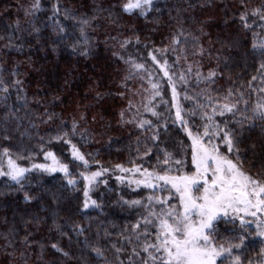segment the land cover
Instances as JSON below:
<instances>
[{"label": "trees", "instance_id": "1", "mask_svg": "<svg viewBox=\"0 0 264 264\" xmlns=\"http://www.w3.org/2000/svg\"><path fill=\"white\" fill-rule=\"evenodd\" d=\"M33 2L0 0V80L4 82L0 87H8L7 93L0 91V149L9 147L13 153L31 156V159L18 161L30 167L31 163L45 161L41 151L43 145V151L51 150L79 178L83 165L72 158L70 145L62 141L47 143L60 127V119L43 122L47 108L63 119L65 131H71L73 119L79 122L78 134L70 138L81 152L91 154L86 155L90 161L88 171L101 167L109 171L98 178L107 180V184L99 183L90 192L99 207L87 210H81L82 192L61 187L66 183L63 173L31 171L27 174L23 190H17L19 186L7 177H0V264H22L21 252H24L27 264H103L102 260H97L91 246L101 247L110 264H119L117 255L124 264H129V256H132V264H141L147 259V253L142 251V244L135 240L131 229L146 212L140 207L124 205L121 198L146 202L150 191L129 185L131 173H121L115 165L131 168L134 162L142 169L151 171L156 168L159 171L168 167L162 163L167 151L186 161L185 171L191 168V141L178 123H172L175 119L172 89L159 65L148 56L149 50L171 45L173 33L181 28L199 37L198 44L189 36L187 43L173 46L175 51L170 47L167 60L169 73L176 83L177 100L185 109V119L190 125H202L201 112L211 113L213 105L224 102L223 97L229 88L233 90V96L228 102L239 100L237 107L241 111L247 108L249 115L253 107L264 103V91L260 90L264 88V78L256 71L260 56L258 52L253 54L251 48L253 40L264 39V29L258 24L251 30L242 28L238 19L240 0H154L159 11L154 9L148 17L125 13L121 6L125 0H59L61 14L58 15L52 12L56 0H40L41 7L33 14L25 15V10L32 11ZM246 2L252 8L261 5L264 0ZM65 8L71 9L77 18L89 19L90 24L84 26L87 44L81 39V26L77 20L65 19L62 14ZM93 16L96 19H92ZM60 27L65 31L60 32ZM136 36H139L140 43H136ZM125 39L132 42L121 48ZM224 43L231 44V50L224 47ZM73 45H76L75 51ZM199 46L204 49L202 55L194 54ZM85 48L88 54L81 55L80 51ZM129 59L144 64L146 71L131 68L130 63H125ZM189 66L191 72L188 71ZM209 70L218 73L214 82L202 78ZM197 71L201 77H197ZM130 73L132 78L124 81ZM181 74L186 82L180 81ZM253 75L257 76L256 80L251 79ZM149 79L159 85L161 96L153 97L154 90ZM15 80L22 81V84H13ZM122 83H126L127 88L122 87ZM120 92L125 95L121 97L118 95ZM97 93H100L99 97ZM53 97L59 99L54 100ZM129 100L135 105L132 109H128ZM163 101H167V105ZM146 104L156 106V111L161 114L159 119L145 111ZM122 109L126 110V119L139 109L143 118L156 125L167 121L168 131L160 128V139L153 142L150 132L142 133L135 123L120 122ZM193 111L195 116L191 115ZM81 114L85 115V120H80ZM226 118L231 121L241 117L239 114L235 118L231 114L215 117L217 121ZM257 124L256 128L244 132L243 146L256 145L255 149L249 147L245 153L248 156L245 166L251 167L253 174L259 170L261 156L264 155V133L259 122ZM82 129L87 130L86 140L79 135ZM5 135L9 139H4ZM145 143L152 148L147 156L143 155ZM173 174H176L175 171ZM117 176H124V182L117 180ZM79 183L83 188L82 179ZM25 192L34 199L26 202ZM52 193L60 197L56 204L52 202ZM172 203L177 204L176 201ZM53 209L57 213L55 217ZM53 219L63 226V231L71 239L59 234L53 226ZM72 224L83 226L84 234L73 232ZM216 230L218 237L224 239L229 238L233 231H240L237 225L234 227L223 220L217 222ZM250 231L255 233L254 229ZM26 234L31 247L21 243ZM129 236L133 237L131 244L125 239ZM143 239L141 236V241ZM148 239L151 242L155 237ZM54 242L68 251L72 258L52 249L50 245ZM113 244L123 250L116 253ZM133 247L140 253L139 256L132 255ZM261 247L259 237L249 236L241 250L242 260L261 259L257 255ZM223 264H229V261H223Z\"/></svg>", "mask_w": 264, "mask_h": 264}, {"label": "snow or ice", "instance_id": "2", "mask_svg": "<svg viewBox=\"0 0 264 264\" xmlns=\"http://www.w3.org/2000/svg\"><path fill=\"white\" fill-rule=\"evenodd\" d=\"M58 5L59 0H56V3L52 5L54 15L61 14V8ZM121 6L125 13H138L143 17H148L154 9L159 11L158 8H155L154 0H125ZM40 7V0H34L31 6L32 11L25 10V15L33 14ZM99 10L102 11L103 9ZM62 14L65 19L77 20L81 26V39L87 44L84 26L90 24L89 19L77 18L73 15L72 10L67 8L63 9ZM250 17L253 19L250 20ZM92 19H96V17L93 16ZM238 19L245 30H251L257 24L261 29H264V2L259 6L249 8L246 0H240ZM34 30L39 31L38 29ZM59 31L64 32L65 30L63 27H60ZM201 32H203L202 28ZM189 36L198 44L199 37L192 36V33H186L181 28L173 33L171 45L159 48L153 47L149 50L148 56L151 57L154 63L159 65L161 71L168 78V84L172 89V108L175 109V119L172 123H178L191 141V168L185 171L187 167L186 161L182 158H176L172 153L167 151L164 152L162 163L168 167L159 171L156 168H153L151 171L147 168L142 169L140 165H136L134 162L131 168H126L122 164L115 165V168L121 173L139 174L140 178H128L129 185L135 184L137 188L143 185L144 188L152 190L147 196L146 202H142L141 200H123L121 198L124 205L140 207L146 212L132 225L131 229L135 240L142 244V251L147 253V259L142 260L141 264H148L149 261H152V264H217L218 261H221V264H223V261H229V264H264V155L261 156L262 163L259 170L256 174H253V169L251 167L246 168L245 166L248 162V156L245 153L249 147L255 149L256 145L253 143L249 146H243L245 145L244 132L256 128L258 126L257 122H259L261 131L264 133V103H258L253 107L249 115L247 108L241 111L237 107L239 100L228 102L229 97L233 96V90L229 88L227 95L223 97L224 102H217L213 105L211 113L206 111L201 112L200 119L204 121L202 125H190L184 116L185 109L177 100L176 83L169 73L170 65L167 60L169 48L171 47L175 51V47L173 46H182L187 43ZM181 37L184 39L181 40ZM135 41L136 43H140L139 36L135 37ZM131 42V39H125L121 42L120 46L121 48H125ZM223 46L228 47L229 50L232 47L229 43H224ZM72 47L73 51H75L76 45ZM251 48L253 54L259 53L260 62L256 71L264 78V39L253 40ZM203 51V47L199 46L198 52L194 54L202 55ZM80 54L87 55V49H82ZM114 55L118 54L114 53ZM120 59H123V57H120ZM177 60H179V57H177ZM125 63H130L131 68L137 71H146L144 64L136 63L131 59L126 60ZM188 71L191 72V66H189ZM13 75H16V73L13 72ZM196 75L197 77H201L199 71H197ZM217 75L218 73L215 70H209L207 76L202 78L209 82H214V78ZM131 78L132 74L130 73L128 76H125L124 81ZM179 79L180 81H185V76L181 74ZM251 79L256 80L257 76L253 75ZM149 83H151V87L154 90L153 97L161 96L159 85L152 83L151 79H149ZM3 84L4 82L0 80V85ZM13 84L20 85L22 81L15 80ZM249 84H251V81ZM122 87L127 88V84L122 83ZM20 90L22 91V89ZM260 90L264 91V88ZM0 91L7 93L8 87H0ZM118 95L123 97L125 94L124 92H120ZM97 96L99 97L100 93H97ZM53 99L57 100L59 97H53ZM161 99L163 98L161 97ZM37 102L39 103V101ZM163 102L165 105L168 103L167 101ZM245 104H247V101H245ZM133 107L135 105L129 100L128 109H132ZM200 107L203 108L202 105ZM144 108L146 112H150L153 117L159 119L161 114L156 111V106L146 104ZM125 111L122 109L119 113L120 122L135 123L142 133L150 132V139L153 142L159 141L160 128H163L165 132L168 131L167 121L156 125L153 121L143 118L139 113V109H137L136 113H133L130 119H126ZM226 114H231L233 118L239 114L241 118L231 121L227 118L222 121L215 119L217 115L225 117ZM138 115L140 119L137 120L136 117ZM191 115L195 116L196 113L193 111ZM44 116V123L60 119V127L47 143L62 141L64 144L70 145L72 158L75 161H80L83 165L84 170L80 171L79 178L75 177L70 171L69 165L61 162L51 150L43 151V145H41V151L45 160H51V164L31 163L30 167L23 166L18 161L31 159V156L25 157L22 153H13L9 147L0 149V177H7L8 180L19 186L17 190H23L24 182L28 179L27 174L34 169L48 174L60 172L64 174L66 181L61 187L73 192H82L81 210L99 207L97 201L92 199L90 192L99 183L107 184V180L101 181L98 178L108 172L109 169L101 167L96 171H88L90 161L86 159V155L91 154L81 152L70 138V136L78 134L77 128L79 127V122L76 119H73L71 131L69 132L64 130V121L58 113L49 112L45 108ZM85 119V115L81 114L80 120ZM230 124L234 126L230 127ZM86 131V129L80 131L79 135L81 139H87L85 136ZM4 139L7 140L9 137L5 135ZM181 147H184L183 141H181ZM144 148L143 155H149L152 148L147 143L144 144ZM136 150L139 153V147ZM252 154L256 155L255 152ZM95 162L99 163V161ZM158 162H160L159 157ZM173 165L176 166L175 169ZM174 171L176 174H173ZM80 179L84 182L83 188L80 187ZM116 179L124 182L125 177L117 176ZM165 192L168 194L163 195ZM51 198L53 204H56L60 199L56 193H52ZM175 198H178V204L170 203ZM24 199L28 202L34 199V197L25 192ZM56 214V210L53 209V216L55 217ZM245 217H252L253 219L248 220ZM221 220L225 223H231L234 227H236V222L238 221L240 231H233L232 235L227 239L218 237L216 224ZM37 222L39 223V221ZM52 223L61 236H69L67 232L63 231V226L57 223L55 219H53ZM250 224L255 225V233L250 231ZM70 227L77 235H83L85 232V228L80 224H72ZM105 234L107 235V233ZM251 235L260 238L262 247L257 255L261 259L253 261L249 258L245 262L242 260L241 250L245 247V242ZM141 236L144 237L143 241H141ZM150 236L155 237L154 241H149L148 238ZM132 238V236L125 237L130 244ZM69 239H71L70 236ZM21 243L26 247H31L28 234L24 236ZM8 246L11 245L9 244ZM50 246L62 256L69 259L72 258L70 253L65 251L58 243H51ZM85 246L88 247L87 240H85ZM112 247L116 253H120L123 250L115 244ZM42 250L43 245H41V258L43 256ZM91 251L95 253L98 261L102 260L103 264H110L105 257V251L101 247L91 246ZM8 255H13V253H8ZM20 255L22 264H27V260L24 259V252H21ZM132 255H140L135 247L132 249ZM116 260L119 261V264H124V261L120 260L118 255ZM128 260L129 264H132V256H129Z\"/></svg>", "mask_w": 264, "mask_h": 264}, {"label": "rangeland", "instance_id": "3", "mask_svg": "<svg viewBox=\"0 0 264 264\" xmlns=\"http://www.w3.org/2000/svg\"><path fill=\"white\" fill-rule=\"evenodd\" d=\"M43 163H46V164H51V160L49 159V160H45ZM5 166H6V163H5ZM32 171H40V170H38V169H34V170H32ZM40 172H42V171H40ZM44 173V172H43ZM56 173H60V172H56ZM52 174H54V173H52ZM131 179H137V178H140L139 177V174L137 173V174H135V175H133L132 173H131V177H130ZM133 185V187L135 188V189H140V188H144L143 187V185H141L139 188H137L136 187V185L135 184H132ZM146 189V188H145ZM148 189V188H147ZM149 191H150V193H151V189H149ZM168 193L167 192H165V193H163V195H167ZM173 201H176V203L178 204V198L176 199H173V200H171L170 201V203H172ZM245 219H248V220H251V219H253L252 217H245ZM226 224H231V223H226ZM236 225L238 226L239 225V222L237 221L236 222ZM249 229H254L255 230V225L254 224H250L249 225Z\"/></svg>", "mask_w": 264, "mask_h": 264}]
</instances>
